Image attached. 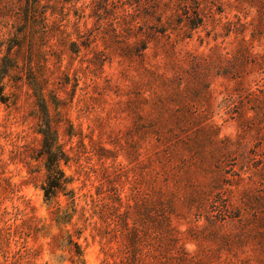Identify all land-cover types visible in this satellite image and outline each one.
<instances>
[{
    "label": "rangeland",
    "instance_id": "1",
    "mask_svg": "<svg viewBox=\"0 0 264 264\" xmlns=\"http://www.w3.org/2000/svg\"><path fill=\"white\" fill-rule=\"evenodd\" d=\"M0 264H264V0H0Z\"/></svg>",
    "mask_w": 264,
    "mask_h": 264
},
{
    "label": "trees",
    "instance_id": "2",
    "mask_svg": "<svg viewBox=\"0 0 264 264\" xmlns=\"http://www.w3.org/2000/svg\"><path fill=\"white\" fill-rule=\"evenodd\" d=\"M43 135H44V138H43V145H42V153L44 155H47V158L49 160V163L46 164L48 170L52 171L53 170V165L55 163V160L57 159V155H56V152H55V148H54V144L52 143V139L50 137V135L48 134V131L47 132H43ZM54 186L57 185L56 182H54Z\"/></svg>",
    "mask_w": 264,
    "mask_h": 264
}]
</instances>
